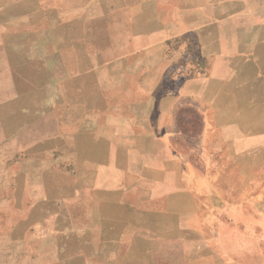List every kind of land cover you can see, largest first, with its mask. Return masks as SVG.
I'll list each match as a JSON object with an SVG mask.
<instances>
[{
  "label": "crops",
  "instance_id": "1",
  "mask_svg": "<svg viewBox=\"0 0 264 264\" xmlns=\"http://www.w3.org/2000/svg\"><path fill=\"white\" fill-rule=\"evenodd\" d=\"M0 264H264V0H0Z\"/></svg>",
  "mask_w": 264,
  "mask_h": 264
}]
</instances>
